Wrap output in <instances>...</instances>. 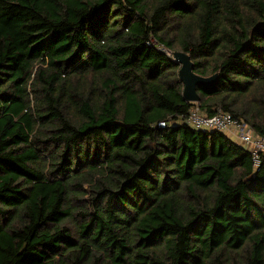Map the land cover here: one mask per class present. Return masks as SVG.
I'll return each mask as SVG.
<instances>
[{
  "label": "trees",
  "instance_id": "1",
  "mask_svg": "<svg viewBox=\"0 0 264 264\" xmlns=\"http://www.w3.org/2000/svg\"><path fill=\"white\" fill-rule=\"evenodd\" d=\"M195 106L264 135V0H0V264H264V154Z\"/></svg>",
  "mask_w": 264,
  "mask_h": 264
},
{
  "label": "built area",
  "instance_id": "2",
  "mask_svg": "<svg viewBox=\"0 0 264 264\" xmlns=\"http://www.w3.org/2000/svg\"><path fill=\"white\" fill-rule=\"evenodd\" d=\"M181 122L195 129L218 130L226 134L251 152L255 167L260 165L264 154V135L255 133L249 124L235 119L231 113L219 110L213 115H207L195 106L188 115L181 118ZM159 126L167 125L166 122H161Z\"/></svg>",
  "mask_w": 264,
  "mask_h": 264
},
{
  "label": "water",
  "instance_id": "3",
  "mask_svg": "<svg viewBox=\"0 0 264 264\" xmlns=\"http://www.w3.org/2000/svg\"><path fill=\"white\" fill-rule=\"evenodd\" d=\"M173 60L180 64L179 77L184 86L183 97L188 102L197 103L200 101L198 87H209L218 82V73L208 77L197 74L194 71V62L188 53L174 52Z\"/></svg>",
  "mask_w": 264,
  "mask_h": 264
}]
</instances>
